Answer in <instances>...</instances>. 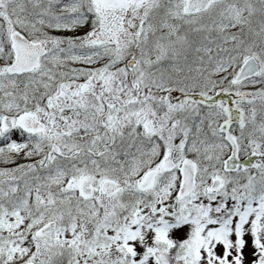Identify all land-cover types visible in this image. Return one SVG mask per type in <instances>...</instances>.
Instances as JSON below:
<instances>
[{"label":"rangeland","instance_id":"374dc122","mask_svg":"<svg viewBox=\"0 0 264 264\" xmlns=\"http://www.w3.org/2000/svg\"><path fill=\"white\" fill-rule=\"evenodd\" d=\"M66 1L3 0L0 23L5 22L7 29L0 30V139L3 117L16 120L21 114L43 111L49 123L54 116L50 107L58 104L56 99H48L49 86L41 79L44 73L37 71L27 77H9L7 73L11 62L5 48L7 37L11 28L20 26L10 24L19 21L13 18L15 8L26 2L32 5L33 24L38 21L34 19L36 15H47ZM186 2L147 0L134 11V16L143 22L138 85L140 92L167 87L165 83L170 82V87L182 94L197 93L209 99L220 92L227 95H222L216 106L221 118L214 131L208 126L218 114L206 112L197 123V130L202 124L203 131H207L200 135L198 147L197 141L187 145V139L180 146L185 127L175 125L188 115L184 110H189V105L170 106L150 100L162 104L164 111H155L156 119L147 115L143 122L153 124L154 133L158 125L164 134L150 137L145 133L131 141L134 152L130 159L114 162L120 168L129 167L128 171L103 168L104 158L87 161L86 167L80 163V167L72 168L56 161L45 171L33 168L1 183L0 264H155V250L170 254L178 264H264V162L260 158L264 151V0H222L200 15H188ZM73 9L79 15L89 11L92 19L97 18L88 0H75ZM63 11L69 10L63 7L60 12ZM61 35L68 39L76 32L71 29ZM248 57L260 63L259 77L233 85L236 72ZM63 80L61 77L58 85H63L65 91L68 84ZM42 90L47 95L45 99L37 97ZM61 92L52 96L67 95ZM229 93L235 95L233 108L239 113L229 133L243 156L256 158L234 175L226 174L223 167L232 145L219 133L221 123L229 117L224 100L230 98ZM190 114L193 117L194 113ZM174 135L179 140L169 144L168 139ZM45 136L50 140L56 135L48 132ZM187 137H191L190 133ZM10 138L13 148L19 149L24 137L14 133ZM168 147L174 149L176 170L161 174L152 190L138 191L142 176L159 165ZM125 154H129L127 150ZM185 159L196 166V184L191 194L178 200V167ZM16 167H2L0 174ZM85 174L96 185L106 178L119 179L124 188L110 198L98 189L91 200L84 201L69 182ZM214 175H220L224 185L217 194L209 195L206 188ZM50 221L56 223L55 231L39 239L37 230Z\"/></svg>","mask_w":264,"mask_h":264},{"label":"flooded vegetation","instance_id":"af4514ba","mask_svg":"<svg viewBox=\"0 0 264 264\" xmlns=\"http://www.w3.org/2000/svg\"><path fill=\"white\" fill-rule=\"evenodd\" d=\"M74 3L75 0H67L56 5L52 10L50 9L49 14L36 15L34 19L38 21L31 24L30 12L33 6L26 2L20 7L19 21L10 22V24L19 23L20 26L9 30L8 41L11 32L17 30L28 40L40 44L45 50V54L39 59V68L20 76L27 77L37 71L41 74L44 73L45 77L41 76L42 83L48 84L47 89L50 93L47 89L44 91L51 94L48 99L52 101L56 99L58 104L56 107L53 104L50 107L54 116L49 123L43 111L34 113L43 126V133L31 134L14 127L12 132L20 133L24 137L21 142L18 141L21 144L19 149L13 148L12 141H6V139L0 148H4L8 153L41 157L44 160L48 157L51 149L56 148L57 154L50 155L52 164L61 161L62 164L71 165L70 168L80 167L78 165L80 163L86 167L87 161L104 158L103 168L113 170L122 168V170L128 171L129 167L122 166L120 168L114 162L122 160L124 157L130 159L134 152V142L131 141H134L136 137L146 135L155 137L154 134L158 133L160 136L164 134L157 127L158 125L154 133L153 124L147 126L143 122L147 115L155 118V111L157 114L164 111L162 104L159 106L150 100L167 102L170 106L174 104L189 105V110H184V112H188V115H184V119L176 121L175 127H178L179 124L185 127L181 132L183 139L179 143L180 146H184L187 139V145L191 141H197L198 147L199 133L193 129L192 125L197 124L198 120H202V108L196 109L197 104L187 103L185 94L170 87V82L165 83L167 87L156 86L153 88L154 90L147 89L145 92H140L137 72L140 26L136 22L137 17L134 16V11L129 12L127 7L102 9L94 6V14L97 18L92 19L89 11L82 15H79L80 12H73ZM63 7L69 11L60 12ZM76 16L77 20L73 18ZM5 28L7 29V25ZM71 29L76 32L74 37L67 39L61 35L62 31ZM30 32H34V35H30ZM130 60L136 62L131 71L127 69V63ZM61 77L68 84L65 91L63 85H58ZM55 92H61L60 94L64 92L67 95L54 97L52 95ZM38 93L37 97L40 95V99H45L44 96H47L43 90ZM229 95L228 112L235 101V95L233 93H229ZM221 98H223L222 95H217L208 102L217 103ZM200 100L202 99L199 97ZM224 100L226 101V97ZM39 103L41 104V102ZM190 113H194L193 117ZM16 120L14 121L16 122ZM54 122L55 124H53ZM233 126L231 124L228 130ZM48 132H53L56 136L47 140L45 135ZM145 133L148 134L145 135ZM188 133H194L195 136L188 139ZM214 134L217 135L216 132ZM39 137L43 138L38 139ZM178 138L174 135L167 142L169 144L173 141L176 142L179 140ZM113 150L114 153H110ZM126 150L129 154H125ZM97 152L99 154L95 155ZM237 156L239 159L244 158L243 154L238 152V146ZM109 161L112 162V165H108ZM124 161L127 162L126 159ZM33 168V166L30 167V169ZM83 176L86 174L80 177ZM80 177L71 180L73 182ZM105 180L118 182L124 188V183L119 179L106 178L102 181ZM100 183L98 185L94 183L96 193ZM0 190H2L1 187Z\"/></svg>","mask_w":264,"mask_h":264},{"label":"water","instance_id":"95a60500","mask_svg":"<svg viewBox=\"0 0 264 264\" xmlns=\"http://www.w3.org/2000/svg\"><path fill=\"white\" fill-rule=\"evenodd\" d=\"M94 3L99 4L105 8H116L124 5H129L131 8H135L143 3L145 0H91ZM220 1V0H188L186 3V11L189 14H196L204 12L211 4ZM2 1L0 0V8L2 7ZM11 41V48L14 53V61L9 67V72L11 74H22L24 72H29L38 67V59L44 53L42 48L39 44H34L27 41L22 35L19 33H12L10 36ZM134 62H129L128 68L131 70L134 67ZM260 71V65L255 62L253 58L247 59L244 64L241 66L234 82L239 83L242 80H246L256 76ZM232 121L236 120V115L232 114L231 117ZM17 125L28 132L31 133H38L44 132L43 126L37 122V116L32 114H24L18 118ZM3 128L8 130L12 127L10 118L6 117L3 119ZM229 138V137H228ZM57 149L52 148L48 158L41 165V161L37 160L34 162L29 163L25 168H28L31 165H36L38 170H43L51 161L50 155L53 153L57 154ZM98 155V152L95 153ZM264 159V155H263ZM173 153L167 152L160 164V170L163 172H170L174 169L173 164ZM251 158L244 159L241 164L243 166H248L251 163ZM238 166V160L236 159L235 155H231L225 162V167L228 171H234ZM158 175V171H150L144 175L143 179L140 181L138 185V189L142 192L150 190L154 186L155 179ZM180 175H181V184L178 191V198L181 199L187 196L194 188V166L186 161L182 164L180 168ZM3 178H0L2 180ZM222 186V181L220 178L215 177L213 178L211 185L208 189L209 194H215L219 191ZM76 188L78 194L83 199H89L92 197L93 192L95 190L93 186L92 180L85 176L76 182ZM102 193L106 196H114L117 194L121 189L122 185L116 183L112 180H105L101 183L100 186ZM55 229V223L50 222L40 228L37 232L38 237H45L48 236L53 232ZM153 260L156 264H176L173 258L162 251H154ZM25 264H32V263H25Z\"/></svg>","mask_w":264,"mask_h":264},{"label":"trees","instance_id":"16d2710c","mask_svg":"<svg viewBox=\"0 0 264 264\" xmlns=\"http://www.w3.org/2000/svg\"><path fill=\"white\" fill-rule=\"evenodd\" d=\"M2 29V25H0V30ZM3 90H0V95L2 94ZM34 94H30L32 97ZM34 160L31 156H17L13 154H6L0 153V170L2 167L17 165L18 167L23 166L24 164Z\"/></svg>","mask_w":264,"mask_h":264}]
</instances>
